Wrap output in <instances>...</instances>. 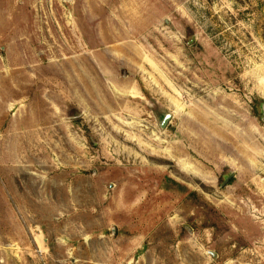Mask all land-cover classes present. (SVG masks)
<instances>
[{
	"label": "rangeland",
	"instance_id": "1",
	"mask_svg": "<svg viewBox=\"0 0 264 264\" xmlns=\"http://www.w3.org/2000/svg\"><path fill=\"white\" fill-rule=\"evenodd\" d=\"M0 264H264V0H0Z\"/></svg>",
	"mask_w": 264,
	"mask_h": 264
},
{
	"label": "water",
	"instance_id": "2",
	"mask_svg": "<svg viewBox=\"0 0 264 264\" xmlns=\"http://www.w3.org/2000/svg\"><path fill=\"white\" fill-rule=\"evenodd\" d=\"M171 117H172V114L170 113L166 114L161 122V126L165 127L170 121ZM233 176H234V173L232 172L229 176H227L225 183H227Z\"/></svg>",
	"mask_w": 264,
	"mask_h": 264
}]
</instances>
